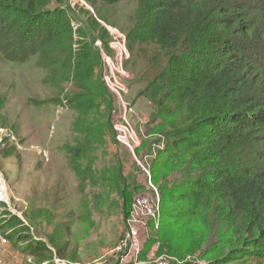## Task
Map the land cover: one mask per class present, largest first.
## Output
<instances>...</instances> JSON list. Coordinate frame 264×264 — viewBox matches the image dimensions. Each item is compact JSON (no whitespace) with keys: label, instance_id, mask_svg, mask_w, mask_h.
<instances>
[{"label":"trees","instance_id":"obj_1","mask_svg":"<svg viewBox=\"0 0 264 264\" xmlns=\"http://www.w3.org/2000/svg\"><path fill=\"white\" fill-rule=\"evenodd\" d=\"M87 1L98 17L97 2L125 0ZM137 3L126 32L129 49L155 47L166 60L148 83L135 84V101L155 103L151 115L158 122L149 134L164 140L150 166L166 210L158 252L178 259L198 253L207 264H264V0ZM83 14L67 0H0V60L21 65L33 58L45 71L44 82L60 92L52 100L71 111L73 142L64 143L70 166L96 185V154L115 143V96L102 81L94 47L108 33L89 11ZM106 185L117 189L125 216L131 194L147 190L131 184L120 167L101 181L96 199L108 194ZM52 198L56 211L58 197ZM0 231L37 264L49 260V246L60 258L69 255L68 240L47 233L32 240L23 221L7 211L0 213ZM155 240L148 238L143 254Z\"/></svg>","mask_w":264,"mask_h":264},{"label":"rangeland","instance_id":"obj_2","mask_svg":"<svg viewBox=\"0 0 264 264\" xmlns=\"http://www.w3.org/2000/svg\"><path fill=\"white\" fill-rule=\"evenodd\" d=\"M67 2L79 15H84L83 10L89 11L108 33L104 39L106 45L100 38L95 42L99 41L109 56L113 54L109 43L119 39L118 35L125 38V49L129 56L122 61V69L129 77L124 81L127 92L122 97L132 110L128 108L125 119H122L121 104L114 98L112 128L117 121L122 124L127 121L139 135L141 143L131 151L116 138L112 140L115 143L108 142L100 148L103 151H98L94 162L98 184L93 185L89 180L84 182L71 168L69 161L72 158H68L64 148V143L73 142L70 131L72 116L70 110L52 100L58 99L60 92L44 82L45 71L35 66L33 58L21 65L0 60V178L8 191L7 201H0V213L7 211L20 218L29 229L32 240H38L46 233L62 241L68 240L69 255L62 258L64 264H114L116 261L119 264H134L127 261L121 263L126 249L119 246L126 238L128 225L117 189L113 187L108 190L106 185L108 194L104 191L101 200L96 198L103 190L101 181H106L110 171L118 167L131 184H145L147 189L144 193L134 191L129 204L135 196L151 192L149 184L161 195L151 181L150 166L158 149H164V140L160 135L149 134L148 130L158 122L151 115L155 103L145 99L142 103L135 101L138 93L135 84L142 81L148 83L164 68L166 60L155 47L134 44V54L128 47L126 32L134 23L137 0H125L113 5L97 2L99 18L87 0ZM79 20L80 16L72 20L75 27L79 26ZM94 47L98 49L95 43ZM97 51L99 53V49ZM100 56L99 53L98 69L103 77L105 66ZM155 57L158 62L153 64ZM54 194L58 197L56 211L52 198ZM165 211L164 207L160 209L159 226L165 223ZM45 228L49 233L44 232ZM158 228L151 231L150 236L156 237V242L150 251L143 254L142 250L138 259L140 264H154L161 259L172 264L190 261L207 264L198 253L187 254L182 259L159 253ZM184 244L185 250H189L190 247ZM51 249L46 254L49 260L40 264L60 263L57 251L52 246ZM0 257L5 264H37L31 257L13 248L8 240L3 243L0 240Z\"/></svg>","mask_w":264,"mask_h":264},{"label":"built area","instance_id":"obj_3","mask_svg":"<svg viewBox=\"0 0 264 264\" xmlns=\"http://www.w3.org/2000/svg\"><path fill=\"white\" fill-rule=\"evenodd\" d=\"M77 3V2H76ZM75 3V4H76ZM119 33H117L118 35ZM120 38L114 42L109 43V48L112 51V56L106 54L99 41L95 42L98 47L100 57L103 65L105 66L103 72V81L108 89L114 94L115 98L121 104L120 108L123 110L122 119H125L127 109L131 111V107L123 100V94L127 92L124 84L125 79L129 75L122 69V61L128 59V52L125 49V38L118 35ZM116 140L127 146L131 151L139 147L141 140L137 133L130 127L129 123H120L117 121L113 125ZM152 188L151 192L137 195L133 198L130 211L127 216L128 231L125 240L119 246L120 249L125 248V253L121 258V263L127 261L129 263L140 264L139 255H141L145 242L150 237L151 231L157 229L159 225L160 213V195L157 190ZM7 186L3 179L0 178V201L6 202L8 199ZM0 240L5 242L7 239L0 234ZM59 264H64L63 259L59 258ZM0 264H5L0 257ZM154 264H172L171 262L161 259ZM179 264H203L200 261H190L187 263Z\"/></svg>","mask_w":264,"mask_h":264},{"label":"crops","instance_id":"obj_4","mask_svg":"<svg viewBox=\"0 0 264 264\" xmlns=\"http://www.w3.org/2000/svg\"><path fill=\"white\" fill-rule=\"evenodd\" d=\"M48 246H49V244H48ZM50 248H51V246H49Z\"/></svg>","mask_w":264,"mask_h":264}]
</instances>
